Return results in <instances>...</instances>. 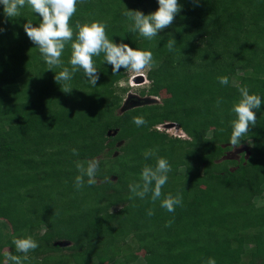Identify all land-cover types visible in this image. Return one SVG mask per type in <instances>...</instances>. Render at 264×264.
<instances>
[{"label":"trees","instance_id":"1","mask_svg":"<svg viewBox=\"0 0 264 264\" xmlns=\"http://www.w3.org/2000/svg\"><path fill=\"white\" fill-rule=\"evenodd\" d=\"M178 2L182 10L172 26L152 40L129 31L123 13L150 14L158 0L78 4L74 32L77 21L99 20L109 39L153 53L148 85L138 95L160 102L124 113L129 88L120 81L129 75L123 68L113 74L103 54L94 57L98 84L80 70L65 94L63 82L54 80L62 69L49 71L24 31L28 20L40 22L38 14L26 6L7 18L0 5V264L6 251L22 255L12 240L26 236L39 247L24 264H207L209 258L264 264V0ZM170 37L173 51L166 47ZM70 56L69 43L61 59L71 70ZM220 76L229 77L227 86ZM242 86L262 104L234 147L232 106ZM136 116L146 125L137 127ZM167 123L189 139L157 129ZM239 148L246 150L229 157ZM149 149L172 167L162 193L182 194L174 213L150 193L129 199V184L140 182L146 164L156 165L143 155ZM93 158L100 162L96 183L85 177L77 189L76 161Z\"/></svg>","mask_w":264,"mask_h":264},{"label":"clouds","instance_id":"2","mask_svg":"<svg viewBox=\"0 0 264 264\" xmlns=\"http://www.w3.org/2000/svg\"><path fill=\"white\" fill-rule=\"evenodd\" d=\"M81 2L82 0H0V5H3V12L7 18L19 16L21 9L26 6L34 14H38L40 22L34 25L31 20H28L23 26L24 31L30 41L39 49L49 71L54 68L62 69L55 74L54 80L57 84L63 82L61 91L65 94H71L70 81L73 79L74 73L80 70H83L89 84L93 87L98 84L100 76L94 57H100L102 54L104 62L112 67L113 74H118L123 68L128 73L130 80L134 77L135 84L136 81L140 80L147 82V76L142 73L150 70L155 64L151 51L135 49L122 40L119 43L114 42L107 35V23L99 20L85 23L77 21L74 32L71 20ZM158 5L159 7L155 12L147 15L143 11L126 8L123 15L130 21L128 30L152 40L158 36V33L171 27L175 17L180 14L182 6L178 0H158ZM2 31L4 29L0 28V32ZM69 43L71 46L69 60L71 70L63 66L61 59ZM175 45V39L170 37L166 44L167 49L173 51ZM218 81L221 85L227 86L229 77L220 76ZM120 83H124V81H120ZM238 91L240 99L234 102L232 106V112L236 118L232 121L230 143L234 147L241 143V138L250 131L251 126L255 125L256 112L260 110L262 104V98L257 94H250L247 86L239 87ZM133 123L137 127H141L146 125L147 121L143 116H136L133 117ZM165 126L166 124L158 126L157 129L166 132L163 129ZM180 132L176 137L189 139L183 131L180 130ZM73 154L78 155L76 149H73ZM143 155L146 160L155 157L156 165L153 167L146 164L142 168L140 182L129 184V191L132 194L129 199L137 197L144 199L150 193L153 203L160 200L162 208L169 213H174L176 206L182 205V194L177 193L173 196L168 193L164 196L162 193V188L168 181V173L172 171L171 165L166 158L159 157L156 150H146ZM99 163V160L95 158L76 161V168L79 173L75 177L77 189L84 186L85 177H87L88 185L96 183ZM162 196L163 199H161ZM148 215H154V211L150 209ZM12 243L16 253L22 255L6 251L4 264H24V261L28 259V254L39 247L38 242L31 236L14 237ZM207 264H216V260L209 258Z\"/></svg>","mask_w":264,"mask_h":264},{"label":"rangeland","instance_id":"3","mask_svg":"<svg viewBox=\"0 0 264 264\" xmlns=\"http://www.w3.org/2000/svg\"><path fill=\"white\" fill-rule=\"evenodd\" d=\"M142 74L146 75V71L144 73H142ZM133 78L131 80L129 79L127 82L121 83L120 85H121L122 88H127V89L129 88V92L138 95L139 94V91L141 89L145 88L148 85V83L147 82H144V81L143 82L136 81V84H135V80L133 81ZM164 96H168V93H164ZM156 99L157 100L155 102L156 103H159L160 102V99L159 98H156ZM125 100H127V96L126 95H125ZM171 124H173V123H167L166 125H171ZM163 129L169 135H172V136H177V135H179L181 133L178 128H163ZM122 145H123V142L120 143V144H118V147H120ZM241 152L242 151H241L240 148L239 149H233V151H231L228 155H229V157L238 158V156L240 155ZM61 244L63 246H67V245L69 246L70 245L69 243H61ZM139 255H143V252L139 253Z\"/></svg>","mask_w":264,"mask_h":264},{"label":"water","instance_id":"4","mask_svg":"<svg viewBox=\"0 0 264 264\" xmlns=\"http://www.w3.org/2000/svg\"><path fill=\"white\" fill-rule=\"evenodd\" d=\"M156 100L157 99L155 97H140L139 95L129 93L127 96V100L125 101L124 105L121 108V112L124 113L125 111L133 109L135 107L143 106V105L155 104ZM174 127H176V124L174 123L171 125L165 126V128H174ZM110 134L114 135L115 132L110 133ZM245 150L246 148L241 149V151H245Z\"/></svg>","mask_w":264,"mask_h":264}]
</instances>
